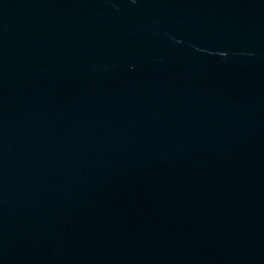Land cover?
I'll return each mask as SVG.
<instances>
[{
    "label": "water",
    "instance_id": "water-1",
    "mask_svg": "<svg viewBox=\"0 0 264 264\" xmlns=\"http://www.w3.org/2000/svg\"><path fill=\"white\" fill-rule=\"evenodd\" d=\"M0 264H264V0H0Z\"/></svg>",
    "mask_w": 264,
    "mask_h": 264
}]
</instances>
